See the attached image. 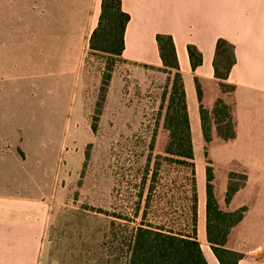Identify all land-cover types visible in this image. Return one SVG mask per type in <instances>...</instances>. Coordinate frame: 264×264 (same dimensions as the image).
I'll return each mask as SVG.
<instances>
[{
  "label": "rangeland",
  "instance_id": "obj_1",
  "mask_svg": "<svg viewBox=\"0 0 264 264\" xmlns=\"http://www.w3.org/2000/svg\"><path fill=\"white\" fill-rule=\"evenodd\" d=\"M109 61L111 76L101 94V73ZM163 85V76L155 69L98 52L81 68L65 119H12L11 125H0V184L48 207L39 264H125L135 224L114 217L115 208L137 199L139 176L146 168L153 169L156 161L162 163L166 184L157 188L164 195L154 197V204L162 207L156 215L159 219L180 215L179 190L184 187L179 184L187 170L157 158L159 148L150 152L147 147L161 122L154 118ZM189 122L197 237L208 243L201 129L199 119ZM240 132L236 142H213L210 155L221 206L245 207V218L230 239L244 255L264 252V119H243ZM161 133L158 126L155 136L162 138ZM229 183L239 188L227 205ZM171 199L174 207L163 204Z\"/></svg>",
  "mask_w": 264,
  "mask_h": 264
},
{
  "label": "crops",
  "instance_id": "obj_2",
  "mask_svg": "<svg viewBox=\"0 0 264 264\" xmlns=\"http://www.w3.org/2000/svg\"><path fill=\"white\" fill-rule=\"evenodd\" d=\"M120 1L129 15L121 56L161 66L156 34L171 35L189 119H199L200 125L194 76L214 78L218 38L230 42L235 55L227 79L236 86L237 128L228 143L240 137L243 119H264V0ZM100 2L0 0V125H11L12 119L67 117ZM188 44L201 53V63L194 69ZM214 96L215 91L208 89L205 103ZM1 148L0 127L3 171ZM47 209L44 201L0 184V264H39ZM199 242L208 264H219L209 244ZM237 264H264V252H246Z\"/></svg>",
  "mask_w": 264,
  "mask_h": 264
},
{
  "label": "trees",
  "instance_id": "obj_3",
  "mask_svg": "<svg viewBox=\"0 0 264 264\" xmlns=\"http://www.w3.org/2000/svg\"><path fill=\"white\" fill-rule=\"evenodd\" d=\"M129 15L121 8L120 0H101L97 25L92 30L82 67L89 56L102 52L124 61V30ZM156 42L162 61L161 66H148L163 76L164 85L160 94L154 119H160L148 144V150L159 148L157 158L165 163L186 168L181 175L184 190H179L182 205L180 215L164 217L156 215L162 207L154 204V197L164 195L166 186L161 176L162 163L156 161L153 169L146 168L139 176L137 199L115 208L114 217L134 223L128 242L125 264H208L197 238V186L190 122L187 114L185 92L179 70L175 46L171 35L158 33ZM191 67L201 63V53L191 44L187 45ZM136 63V62H133ZM235 63L233 45L223 38L215 43L213 58L214 78L205 80L194 76L198 110L200 115L203 155L205 158V236L219 264H237L243 253L232 248L229 238L234 227L242 220L244 206L222 207L217 200L213 185V168L210 149L213 142L228 143L236 137L235 84L228 81V74ZM113 62L109 61L101 73L99 92L104 94L111 76ZM215 91L210 104L204 101L208 89ZM159 126L162 138H157ZM92 128L96 126L93 123ZM168 161V162H167ZM177 182V180L175 181ZM161 189H157V188ZM239 188L229 183L224 197L229 205L232 195ZM170 191V188H166ZM158 202V201H157ZM174 207V200L163 202ZM150 214V215H149ZM150 216V218H149Z\"/></svg>",
  "mask_w": 264,
  "mask_h": 264
}]
</instances>
